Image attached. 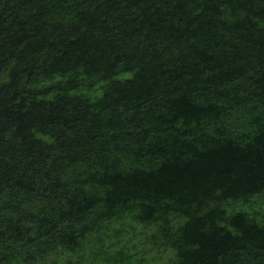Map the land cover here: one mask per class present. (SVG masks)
I'll list each match as a JSON object with an SVG mask.
<instances>
[{
    "label": "trees",
    "instance_id": "obj_1",
    "mask_svg": "<svg viewBox=\"0 0 264 264\" xmlns=\"http://www.w3.org/2000/svg\"><path fill=\"white\" fill-rule=\"evenodd\" d=\"M0 264H264V0H0Z\"/></svg>",
    "mask_w": 264,
    "mask_h": 264
}]
</instances>
